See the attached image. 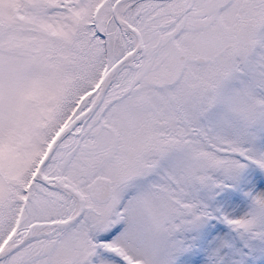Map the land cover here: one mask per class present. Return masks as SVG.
Here are the masks:
<instances>
[{
	"label": "snow or ice",
	"instance_id": "snow-or-ice-1",
	"mask_svg": "<svg viewBox=\"0 0 264 264\" xmlns=\"http://www.w3.org/2000/svg\"><path fill=\"white\" fill-rule=\"evenodd\" d=\"M0 264H264V0H0Z\"/></svg>",
	"mask_w": 264,
	"mask_h": 264
}]
</instances>
